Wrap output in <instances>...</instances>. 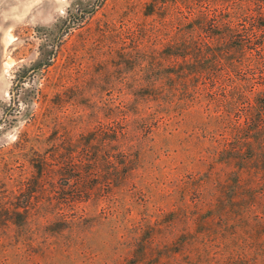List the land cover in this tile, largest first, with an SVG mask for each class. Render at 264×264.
<instances>
[{
    "label": "rangeland",
    "instance_id": "rangeland-1",
    "mask_svg": "<svg viewBox=\"0 0 264 264\" xmlns=\"http://www.w3.org/2000/svg\"><path fill=\"white\" fill-rule=\"evenodd\" d=\"M98 1L0 0V264H264V0ZM55 142L87 189L39 177Z\"/></svg>",
    "mask_w": 264,
    "mask_h": 264
},
{
    "label": "trees",
    "instance_id": "trees-1",
    "mask_svg": "<svg viewBox=\"0 0 264 264\" xmlns=\"http://www.w3.org/2000/svg\"><path fill=\"white\" fill-rule=\"evenodd\" d=\"M102 1V0H101ZM98 1V4L101 2ZM226 20V21H225ZM223 20V18H220V23H223V27L225 28L226 32H233L235 25L233 23H230V20L225 19ZM219 23V24H220ZM253 27H260L262 26V29L264 28V21L263 23H258L256 25H253ZM224 39L226 38L225 35L223 37ZM242 42H244V39L241 40ZM188 43H190L188 41ZM246 43H248V41H246ZM193 48H195V45H193L192 43H190ZM59 44L57 45H52L50 51L46 50L43 53V57L41 56V58L39 59V61L37 62L36 65H38V67L43 66V68L48 67L50 64L53 63L56 55H57V51L59 49ZM198 50L201 52V48ZM236 50H243V46L238 45V47H236ZM46 56H48V59H42V58H46ZM198 58V57H197ZM52 60L49 61V60ZM190 63V62H187ZM198 61H195V63H190L192 65V69H193V73H191V77L195 78V77H202L203 73L202 70H197V66L195 64H197ZM244 64H241L239 66H243ZM229 68V67H228ZM231 68V67H230ZM35 69V68H34ZM197 72V73H196ZM26 73H23L22 75L19 76L18 82H21V79H23L26 76ZM214 76V77H213ZM219 77L216 75H212L211 77H209V79H211V82H214V84H216V82L219 81L218 79ZM217 79V80H216ZM181 82V81H180ZM183 82V81H182ZM185 83V82H183ZM140 87L143 86L147 89H149V91H151V94H149V96H142L138 102H137V111L134 115V118L130 115H128L127 111V107H128V103L126 102H120L119 103V116L121 117V121L123 122V131H122V135L126 136L127 134V126L129 125V121H137L140 123H146L147 119H149L150 117H152V115H154L155 113H157L158 108L161 107V105H167L169 106V100L167 101V98L170 97H174L176 95V85H173V87L171 86L169 89H165L164 85L165 82L161 81V80H152V81H144V82H140ZM182 84V83H179ZM152 90L155 91V95L152 96ZM172 91V92H171ZM162 92V94H161ZM261 92H264L261 91ZM154 98L156 99L155 104L153 105L152 101H154ZM148 111V113H146ZM259 117V116H258ZM252 118V117H251ZM252 120H254V118H252ZM258 122H261L262 125H264V116L261 119H257ZM113 134H116L115 131H113ZM108 135V139L112 140L109 136V133L107 132ZM112 143V142H111ZM82 144V143H81ZM83 145V144H82ZM108 145H110V143H108ZM54 148H56V150L54 151L55 156H56V161H57V166L53 165L48 159H42L40 161V164L38 165V169L37 172L39 173V177L41 175V177L46 178V176H58L60 178H63L65 180L64 183H61L60 187L62 189H72V188H76L78 186L80 187H85V189H87V184L84 183V179L87 175H89V173H94L96 171H98L99 169V163H100V159L98 157L96 158H92L90 159L89 163H87V152H88V146L81 149L79 148L78 150V161H70L69 160V153H64L62 151V147H61V142H55L54 143ZM111 146V145H110ZM124 155H126V145H124V149H123ZM89 164V165H87ZM56 167V168H55ZM71 171H76L78 174L76 176H71ZM90 173V174H91ZM39 187H42L44 185V183L39 182ZM74 185H76L74 187ZM85 185V186H83ZM65 200H67V198H65ZM28 212V209H26Z\"/></svg>",
    "mask_w": 264,
    "mask_h": 264
}]
</instances>
